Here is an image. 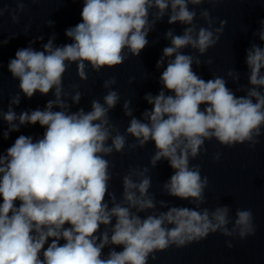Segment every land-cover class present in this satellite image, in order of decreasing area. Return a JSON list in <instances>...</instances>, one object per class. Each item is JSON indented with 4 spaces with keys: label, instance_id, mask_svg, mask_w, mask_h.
<instances>
[{
    "label": "clouds",
    "instance_id": "1",
    "mask_svg": "<svg viewBox=\"0 0 264 264\" xmlns=\"http://www.w3.org/2000/svg\"><path fill=\"white\" fill-rule=\"evenodd\" d=\"M201 2L83 0L81 22L65 32L72 43L54 46L50 39L42 51L17 50L8 70L18 79L21 92L31 98L37 92L53 91L56 99L48 101L43 110L22 112L18 117L19 125L45 128L43 137L33 140L20 135L0 155V264H147L150 253L172 243L182 246L217 230L231 234L226 228L227 207L217 208L211 217L206 209L187 207L145 218L133 213V208L139 212L154 207L147 195L151 180L144 175L146 169L133 173L143 177L139 182L131 175L123 178L124 203H115L108 192L111 174L105 156L122 151L126 142L124 135L112 136L109 127L108 110L115 107L118 94L109 92L104 104L93 101L89 112L70 113L61 99L68 62L76 63L84 80L88 65L95 69L120 65L126 58L125 49L138 56L153 26L151 9H157L156 19L170 12L169 24L189 25L182 35L166 33L171 44L157 62L160 67L164 58H170L160 75L162 90L145 96L151 110L144 112L143 120L132 118L126 132L141 146L148 141L154 144L153 166L161 159L168 161L174 170L164 186L169 195L202 201L208 180L201 178L198 166H189V159L199 154L205 140L215 138L232 146L260 135L264 93L258 89L264 88V47L253 45L247 50L253 87L246 96H236L222 77L205 80L198 76L192 69L193 57L181 50L191 46L203 54L218 40L210 29L201 27L196 32L192 26L196 12L188 5ZM202 15L210 14L205 10ZM259 38L264 41V20ZM72 99L78 103L80 93ZM12 103L18 104L19 97ZM54 105L61 110L53 111ZM126 114L130 116L131 111ZM3 119L11 131L18 130L14 111L10 109ZM4 137L8 138L7 132ZM236 217L233 231L239 229L242 238L255 234L251 210H238ZM109 244L114 247L104 256L103 249Z\"/></svg>",
    "mask_w": 264,
    "mask_h": 264
},
{
    "label": "water",
    "instance_id": "2",
    "mask_svg": "<svg viewBox=\"0 0 264 264\" xmlns=\"http://www.w3.org/2000/svg\"><path fill=\"white\" fill-rule=\"evenodd\" d=\"M82 7L83 0H0V155H5L20 135L30 136L33 140L43 137L45 128L39 124L19 125L18 117L22 112L43 110L48 101L56 99L53 91L46 95L37 92L27 98L19 88L18 79L13 78L8 70L10 60L15 58L19 49L31 47L42 51L50 39L54 46L72 43L65 32L81 22ZM188 7L196 12L192 25L195 31L201 27L208 28L214 38L218 37L216 44L203 54L191 46L181 50L193 57V71L205 80L222 77L236 96H246L253 87L246 64L247 50L253 45L264 47V41L259 38L261 21L264 20V0H202L200 4L190 3ZM205 10L209 17L202 15ZM156 13L157 9L150 10L149 20L153 26L147 36L148 44L138 56L125 49L126 58L120 65L100 69L88 65L84 69L87 75L84 80L78 75L76 63L68 62L61 94L62 101L68 106L65 110L70 113L81 109L89 112L93 101L104 104V97L109 92L118 94L115 107L108 110L109 127L112 136L124 135L126 142L122 151L113 150L105 156L111 174L108 192L114 195L115 203H124L123 178L131 175L134 181L139 182L143 177L133 173L146 169L144 175L151 180L147 195L153 199L154 207L139 212L133 208L132 212L141 218L159 216L173 207L197 211L206 209L211 217L217 208L227 207L229 223L226 228L230 235L217 230L205 239L186 242L182 246L172 243L166 249L150 253L147 264H264V125L260 135H254L252 141L232 146L221 144L215 138L206 139L199 154L189 159V166H198L201 178L207 177L208 180L202 201L169 195L164 186L174 170L168 161L161 159L153 166L154 144L148 141L141 146L126 132L132 118L143 120L144 112L151 110L145 96H155L162 90L160 75L170 58H164L160 67H157V62L163 56V49L171 44L166 33L172 31L174 35H182L189 27L180 22L169 24L170 12L161 19H156ZM222 21L227 23L222 25ZM111 80L115 82L106 87V82ZM258 90L264 93V88ZM77 92L80 93L78 103L72 99ZM16 97H19L18 104L12 103ZM10 109L17 115L14 122L18 126L17 131H11L3 119ZM60 110L54 105L53 111ZM128 110L131 111L130 116L126 114ZM5 132L8 133L7 139ZM105 200L111 207L112 201L107 194ZM238 210H251L254 235L242 238L239 229L233 231ZM165 227L172 225L166 224ZM103 230L104 226H101ZM107 230L110 234V228ZM112 247L111 244L106 246L102 254L106 256ZM116 250L122 249L116 247Z\"/></svg>",
    "mask_w": 264,
    "mask_h": 264
}]
</instances>
